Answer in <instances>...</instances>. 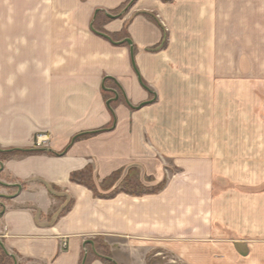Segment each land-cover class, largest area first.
<instances>
[{
    "label": "crops",
    "instance_id": "obj_1",
    "mask_svg": "<svg viewBox=\"0 0 264 264\" xmlns=\"http://www.w3.org/2000/svg\"><path fill=\"white\" fill-rule=\"evenodd\" d=\"M126 1L0 0V152L47 150L0 153V264H79L97 236L117 264H264V0H136L112 18ZM182 73L199 155L162 118ZM156 151L185 168L159 193L71 179Z\"/></svg>",
    "mask_w": 264,
    "mask_h": 264
},
{
    "label": "rangeland",
    "instance_id": "obj_2",
    "mask_svg": "<svg viewBox=\"0 0 264 264\" xmlns=\"http://www.w3.org/2000/svg\"><path fill=\"white\" fill-rule=\"evenodd\" d=\"M166 47L167 46H162V49ZM177 58L183 63V52L177 51ZM177 76L178 77L175 93L176 97L169 100V114L164 115L162 118L163 120H165V123H167L171 127V132L172 128L175 127L177 139H184L187 143L188 139H191L193 142L192 147L188 146V144H186V146H177V152L180 153V155H183L187 153V151H192V154L199 155L200 100L197 97H193L192 99L189 97L190 90L188 88L189 86L184 82L183 73L177 74ZM147 87L151 92V96L148 101L142 103L143 105H151L159 100L157 92H155L153 88H149V86ZM193 93L195 94V92ZM197 94L199 93L197 92ZM142 104H139L137 106H141ZM162 106L164 105L162 104ZM173 119H175V122H173ZM148 159L150 160L145 163L130 164L124 168L118 169L121 173L115 175L113 180L109 181L105 185H103L104 178L98 179L96 178L94 173V182L96 183L97 188L101 193L111 194L114 190L120 189L123 185L124 178L127 176V174H131L133 181L141 183V188L135 186L133 183V187L130 186V189H132V191L137 192L141 190H148L149 192H151L150 190H153L156 186H158L162 181L166 179V184L164 186L165 188L168 185L170 177L179 175L185 170L184 165L179 163L180 159L176 161V159L169 157L163 153H158L157 151L153 157ZM159 175L161 179L157 177ZM100 237H102V242L106 243L108 245V248L110 249L111 244L108 242V240L104 236ZM110 253L112 254V251H110ZM171 255L172 254H168V252H164L162 254H159L158 257H151L149 260V264H181L174 261L175 259H173Z\"/></svg>",
    "mask_w": 264,
    "mask_h": 264
},
{
    "label": "trees",
    "instance_id": "obj_3",
    "mask_svg": "<svg viewBox=\"0 0 264 264\" xmlns=\"http://www.w3.org/2000/svg\"><path fill=\"white\" fill-rule=\"evenodd\" d=\"M136 0H127L126 3H124L122 6H120L119 8H116L114 10H112L110 12V16L113 17H117L120 15H123L125 12H127L130 7L135 3ZM103 35L105 37H107L108 39L113 41V37L104 34ZM161 46H157V48H160ZM95 134V132H89V133H83L80 134L78 136H76L77 138H81V137H88ZM42 151H47L45 149H11V150H1L0 153L4 154V155H9L11 153H29V152H42ZM121 173L119 170L114 172L113 174H111L110 176L106 177L103 179V185L107 184L109 181H112L113 178L115 177V175ZM71 179L75 182H78L80 184H83L85 186H87L89 189H91L94 192V195L96 197H100V198H111V197H115L118 193L121 192H125L131 195H144L147 193H157L160 190H162L166 184V179L164 181H162L158 186H156L153 190H150L151 192H149L148 190H141V191H132V189H130V186L133 187V183L135 186L140 187L141 188V183L137 182V181H133V178L131 176V174H127V176L124 178L123 181V185L120 189H116L114 190L111 194H104L101 193L99 191V189L97 188L96 183L94 182V170L93 167L90 165L87 168H85L84 170L81 171H76L73 172L71 175ZM105 190V189H104ZM148 191V192H147ZM102 237L98 236L95 237L94 239L90 240V241H86L85 245H84V250L82 252V257L80 260L79 264H91V262L95 259H101L103 261L106 262H110L113 264H117L112 258H111V253H110V249L108 248V245L104 242H102ZM7 255L5 250L2 248V246L0 245V261L3 258V256Z\"/></svg>",
    "mask_w": 264,
    "mask_h": 264
},
{
    "label": "water",
    "instance_id": "obj_4",
    "mask_svg": "<svg viewBox=\"0 0 264 264\" xmlns=\"http://www.w3.org/2000/svg\"><path fill=\"white\" fill-rule=\"evenodd\" d=\"M128 42L131 44V40H128ZM110 103V102H109Z\"/></svg>",
    "mask_w": 264,
    "mask_h": 264
}]
</instances>
